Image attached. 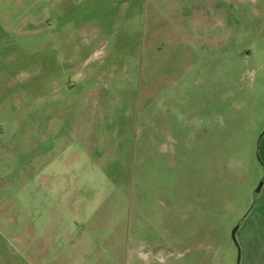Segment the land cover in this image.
I'll list each match as a JSON object with an SVG mask.
<instances>
[{
  "label": "rangeland",
  "instance_id": "obj_1",
  "mask_svg": "<svg viewBox=\"0 0 264 264\" xmlns=\"http://www.w3.org/2000/svg\"><path fill=\"white\" fill-rule=\"evenodd\" d=\"M257 66L264 0H0V264L237 257L257 185L207 216L191 141Z\"/></svg>",
  "mask_w": 264,
  "mask_h": 264
},
{
  "label": "crops",
  "instance_id": "obj_2",
  "mask_svg": "<svg viewBox=\"0 0 264 264\" xmlns=\"http://www.w3.org/2000/svg\"><path fill=\"white\" fill-rule=\"evenodd\" d=\"M260 72L257 66V81L245 90L240 112L231 114L222 109L218 114L209 110L205 126L200 127L197 139L191 141L190 169L194 178L205 179V202L200 206L205 208L207 216L213 215L214 210L215 173L220 179L232 180L226 183L231 189L238 182L257 185L249 212L231 218L236 221L244 216L235 229L238 256L231 254L227 264H234V258L236 264H264V70ZM200 196L197 190L198 201ZM208 255H204L206 260ZM210 259L211 264L216 263L213 255Z\"/></svg>",
  "mask_w": 264,
  "mask_h": 264
}]
</instances>
